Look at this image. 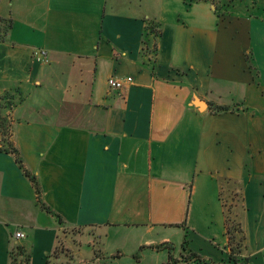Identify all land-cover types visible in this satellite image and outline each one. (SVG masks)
<instances>
[{"label": "crops", "instance_id": "obj_1", "mask_svg": "<svg viewBox=\"0 0 264 264\" xmlns=\"http://www.w3.org/2000/svg\"><path fill=\"white\" fill-rule=\"evenodd\" d=\"M137 1L0 0V95L19 97L10 139L68 228L107 235L106 256L120 255L109 264H225L224 178L242 188L244 256L264 264V6L222 15L208 0ZM112 77L133 82L111 92ZM60 231L0 150V264L14 244L47 264Z\"/></svg>", "mask_w": 264, "mask_h": 264}, {"label": "trees", "instance_id": "obj_2", "mask_svg": "<svg viewBox=\"0 0 264 264\" xmlns=\"http://www.w3.org/2000/svg\"><path fill=\"white\" fill-rule=\"evenodd\" d=\"M2 40H3V37L0 35V41ZM6 95L9 96V94H6ZM7 98L10 99L9 97ZM1 108L3 107L0 104V109ZM216 110L217 112H227L228 111V109L225 107H217ZM11 128H12L11 122L9 121L7 117L3 116L0 111V150L15 155L16 160L18 164L20 165V167L24 170L25 175L34 184L39 204L42 206L44 210L53 214L57 218L60 224V227H61L60 237H59V240H61L62 236L65 235L66 237L67 231L70 228L67 227L64 219L59 214L52 211V209L43 202L42 189H41L39 180L37 179L36 176L32 175L28 170L25 169L21 153L19 149L15 146L14 142L11 141L10 139L11 138ZM223 181H224L223 183L226 184L227 189L226 190L224 189L225 185L223 184L222 192H221V199L224 201L225 192L226 194H228L229 191L235 192L232 194V197L229 196V198L231 199L233 204L236 202H239L242 204V208L240 211L243 214L246 210V207L244 206V196H243L242 188L240 186L239 181H236L230 178H224ZM238 193L239 195H237ZM234 195H236V197ZM226 205L227 204H224V206L227 208ZM227 209H226V212L228 213V215L226 217V226H227V236H228V243H229L228 248L230 249V252L228 253L227 258H229L230 262L233 264H246V263L248 264L250 260L248 257L244 256L246 252L249 250L248 236L245 233V229L241 222V217L240 216H238L239 218L237 217V219L240 220L239 223L234 222V224L230 225V222H231L230 215H235V213ZM70 231L72 232V234H75V236L80 235V234L82 236L85 234L84 232L86 231V228H72L70 229ZM92 232H95V231L92 230ZM102 237L103 236L98 237V239H95V244H97L98 247L94 248V252H95L94 258H96V260H100V261L102 260V263L100 264H109L110 261L119 258V256H111V257H108V256L101 257L100 256V253L102 250L100 248H102L104 245L102 243H99L101 240L102 241L104 240L102 239ZM183 249L184 250L187 249V241H185L183 245ZM58 253H59L58 247H56L54 253L49 256L47 264H74V261L64 260L63 259L64 254H58ZM10 256H11V264H30L31 262L30 253H28V251L24 247H21L20 245H17V244H14L12 246L11 251H10ZM189 256H191L190 258L192 259L194 258L197 261L202 260L201 257H199L198 255L194 253H190ZM89 264H96V263L91 261Z\"/></svg>", "mask_w": 264, "mask_h": 264}, {"label": "rangeland", "instance_id": "obj_3", "mask_svg": "<svg viewBox=\"0 0 264 264\" xmlns=\"http://www.w3.org/2000/svg\"><path fill=\"white\" fill-rule=\"evenodd\" d=\"M197 1H205V0H197ZM211 1L214 5H216V7L218 8V11H220V13L222 15H244V14H255L256 11L258 9H260L261 7L264 6V0H208ZM134 2L136 3V5L138 6V1L134 0ZM235 12V13H234ZM148 27L147 29L150 31V33L152 35H154V39L158 38L160 35V26L158 23H156L155 21H149L148 22ZM154 46V45H153ZM156 47V46H154ZM156 49H153V52H155ZM7 97H9L10 99H8ZM19 97L14 94L12 95H6L5 93L0 95V104L2 105L3 108L0 109L1 114L5 117H8V111L13 110L18 102ZM224 185H226L225 183H223ZM236 187V186H235ZM224 189L226 190L227 187L224 186ZM235 192H228V194H226L224 196V198H226L228 200V203H226L227 205V210L232 211L233 213H235V215H230L231 218V222L230 225L235 223H239V219H237L238 216H242V212L240 211L242 208V204L239 202H236L233 204V202L231 201V199L229 198V196L232 197V194ZM239 195V193L237 194ZM236 197V195H234ZM237 201V200H236ZM245 206V205H244ZM246 207V206H245ZM231 214V213H230ZM239 218V217H238ZM242 222V220H241ZM175 230L173 231H169L170 234H175ZM85 233V232H84ZM83 233V234H84ZM184 235V234H183ZM181 233H179L178 235H175V243L180 242L183 237L186 238V240L188 241V238L190 236L186 235L183 236ZM102 237V239H104L103 241L101 240L99 243H102L104 245H106V234H103V232H86L84 236L80 235H76L72 234V232L70 231V229L67 231L66 237L65 235L62 236L61 240H59L57 247H58V254H64L63 255V259L64 260H69V261H74V260H78L80 257L76 255V251L77 249H81L84 246H89L92 249V253L94 255V248H97L98 245L95 244V239H98V237ZM86 237L87 240H84V238ZM97 241V240H96ZM201 240H197L194 244L198 247L202 246L200 243ZM203 245L206 247V250H209L210 252H215L217 251L215 246H212L209 243L206 242H202ZM103 245L100 253V256H106V252H105V246ZM229 245V243H228ZM230 252V249H228V253ZM186 255L185 259H189L191 256H189L190 254H184V256ZM113 256H120L119 253ZM188 256V257H187ZM199 257L202 258V260H199L198 262H207L206 259H203L204 257L202 255H198ZM95 256H93L92 261L96 264H100L102 263V260H96V258H94ZM111 257V256H108ZM211 261V260H209ZM91 262V261H90ZM250 262V261H249ZM225 264H233L230 262L229 258H227ZM247 264V263H246ZM249 264V263H248Z\"/></svg>", "mask_w": 264, "mask_h": 264}, {"label": "built area", "instance_id": "obj_4", "mask_svg": "<svg viewBox=\"0 0 264 264\" xmlns=\"http://www.w3.org/2000/svg\"><path fill=\"white\" fill-rule=\"evenodd\" d=\"M34 58L40 62H48V52L44 49H38L34 52ZM132 82H133L132 77H128L126 79H117L112 77L108 80V86L111 92L121 91ZM15 238L17 240H22L25 238V234L22 231H17L15 233Z\"/></svg>", "mask_w": 264, "mask_h": 264}, {"label": "water", "instance_id": "obj_5", "mask_svg": "<svg viewBox=\"0 0 264 264\" xmlns=\"http://www.w3.org/2000/svg\"><path fill=\"white\" fill-rule=\"evenodd\" d=\"M197 105H199L201 108H202V107H204V105H203V104H197Z\"/></svg>", "mask_w": 264, "mask_h": 264}]
</instances>
